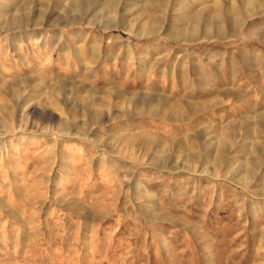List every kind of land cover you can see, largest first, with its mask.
<instances>
[{
    "label": "rangeland",
    "instance_id": "obj_1",
    "mask_svg": "<svg viewBox=\"0 0 264 264\" xmlns=\"http://www.w3.org/2000/svg\"><path fill=\"white\" fill-rule=\"evenodd\" d=\"M251 2L0 0V264H264Z\"/></svg>",
    "mask_w": 264,
    "mask_h": 264
},
{
    "label": "bare ground",
    "instance_id": "obj_2",
    "mask_svg": "<svg viewBox=\"0 0 264 264\" xmlns=\"http://www.w3.org/2000/svg\"><path fill=\"white\" fill-rule=\"evenodd\" d=\"M242 5H243V9H244V11H246L245 12V14H247V13H250L251 11H253L254 9H255V5L254 4H252V2H251V0H242ZM218 11H219V13H221L222 11H221V9L219 8V7H217L216 8ZM197 20V19H196ZM195 20V21H196ZM197 22V21H196ZM213 26H214V28H215V31H216V37H221L222 38V34H223V27L220 25V23L218 22V21H213L212 23H211ZM235 24H238V20L237 19H234L233 20V25L235 26ZM184 37L186 36V37H191L190 38V40L191 41H193L194 39H195V35H183ZM219 39V38H218ZM173 110V109H172ZM173 113V112H172ZM171 113V114H172ZM175 114V113H174ZM173 117L174 118H176V119H178V118H180L181 116L179 115V116H176V115H173Z\"/></svg>",
    "mask_w": 264,
    "mask_h": 264
}]
</instances>
